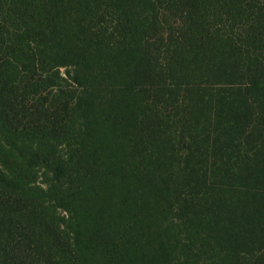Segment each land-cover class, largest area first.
Wrapping results in <instances>:
<instances>
[{"label": "trees", "instance_id": "trees-1", "mask_svg": "<svg viewBox=\"0 0 264 264\" xmlns=\"http://www.w3.org/2000/svg\"><path fill=\"white\" fill-rule=\"evenodd\" d=\"M0 264H264V0H0Z\"/></svg>", "mask_w": 264, "mask_h": 264}]
</instances>
